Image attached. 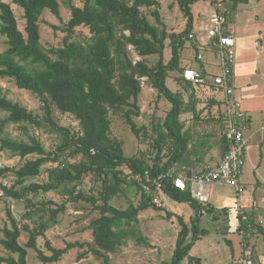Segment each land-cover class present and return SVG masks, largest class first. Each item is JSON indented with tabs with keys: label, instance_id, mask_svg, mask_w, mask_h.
<instances>
[{
	"label": "trees",
	"instance_id": "1",
	"mask_svg": "<svg viewBox=\"0 0 264 264\" xmlns=\"http://www.w3.org/2000/svg\"><path fill=\"white\" fill-rule=\"evenodd\" d=\"M8 1L0 0V35L7 46L0 53V79L11 80L17 89L36 96L43 115L33 114L6 96L0 98V112L4 114L0 120L3 164L0 176L12 173L15 177L13 186L1 185V190L5 199L23 202L25 209L22 225L9 215L10 227H5L0 237V246L6 253L0 258V264H27L29 251L36 254L40 264H57L75 248H87L108 264L110 256L119 253L128 241L148 246L138 227V216L149 208L156 212H163L165 208L151 204L140 183L128 177L144 175L146 171L152 175L164 174L187 149L189 139L179 121L185 111L182 95L170 91L166 81L171 73L178 72L181 77L185 69L191 68L181 67V56L187 42L189 48H193L188 36L195 31L192 7L198 0H177L187 18L185 30L178 35L160 30L142 13L144 8H158L157 0H83L81 7H74L71 0H63L70 8V18L63 28L66 36L62 47L50 50L41 45L40 18L46 11L60 18V0ZM228 1L230 6L226 8L223 4V8L230 24L239 4L258 0ZM210 3L214 5L212 0ZM11 4L23 11V32L18 29ZM151 16L157 24L161 23L157 10L152 11ZM80 27L87 28L90 34L84 44L72 40ZM167 40L170 59L165 64ZM133 53L139 57L138 61H134ZM149 57H157V60L151 64ZM25 64L37 67L29 69ZM143 84H149L172 107L164 123L155 127L154 157L147 158L146 154L127 157L122 144L111 138L109 114H120L135 136L140 131L146 134V128H138L134 121L141 115ZM53 110L61 117H68L76 127L60 126ZM192 111L196 115L193 106ZM9 124L30 125L36 129L48 126L58 136L57 144L54 150L46 152L36 139H30L28 144L12 141L2 136ZM222 124L224 129L223 120ZM220 144L225 153L228 143L224 136ZM9 152L19 157L18 165L6 166L3 155ZM164 159L168 160L164 162ZM49 163L56 167L48 168L45 177L42 169ZM86 179L92 186L85 191L81 186ZM164 183L169 200L189 204L195 215L188 221L190 226L184 217L176 216L180 231L173 257L162 264H180L185 259L188 264H201L200 259L189 257L193 245L208 235V231L199 226L200 215L205 208V213L217 220L222 211L227 210L219 212L208 207L209 204L201 206L191 198L189 190L176 189L169 177ZM52 194L54 198L49 196ZM121 195L128 201L125 209L112 203ZM135 198H138L137 206L132 203ZM72 205L83 212L99 213L89 225L92 241L67 243L64 248H56L46 238V233L58 225L59 216ZM165 215L167 219L175 216L171 212ZM254 231L261 235L264 245V230L255 224ZM23 233L28 239L20 244Z\"/></svg>",
	"mask_w": 264,
	"mask_h": 264
},
{
	"label": "rangeland",
	"instance_id": "2",
	"mask_svg": "<svg viewBox=\"0 0 264 264\" xmlns=\"http://www.w3.org/2000/svg\"><path fill=\"white\" fill-rule=\"evenodd\" d=\"M4 1L9 2L8 0ZM157 1L159 4L158 8H144L142 9V13L147 17L151 24L157 25L160 30H165L167 34H181L187 26V18L184 17V14L181 12L177 0ZM210 1L211 0H198L193 5V20L196 16H199L198 14H205V11L208 13L209 10H213ZM224 1L225 0H222V3L228 8L231 2L226 0L227 2L225 3ZM71 4L74 7H81L83 5V0H71ZM60 6V18H56L48 11L44 12L40 18L41 45L45 50L62 47L63 38L66 36L63 32V28L70 18V8L68 4L63 2V0H60ZM11 8L18 20V29L23 32L25 27L22 19L23 11L21 8L13 4H11ZM155 10L158 12L161 22L160 24H157L154 17L151 16V12ZM230 21L233 36L235 39L237 38L236 47L238 46L237 50L239 56L236 65L239 64L238 69L247 68L249 71L254 70V73L252 74L253 76L241 78L243 81L252 78L259 80L258 74L264 72V0L251 1L248 4H239ZM195 30H197V28H195ZM89 36L88 29L80 27L76 30L72 40L84 44ZM5 41V38L0 35V53L7 49ZM168 44L169 40L166 41V46ZM191 56L192 52L189 51L187 42L186 49L181 56V67L187 65ZM51 58L54 59L53 57ZM133 59L134 61H138L139 57L133 53ZM169 59L170 49L167 46V50L164 54L165 64ZM147 60L152 64L157 60V57H149ZM36 67V65H27V68L29 69H36ZM212 71L217 72V70ZM218 73L220 74V71ZM177 75L178 72L171 73L169 78L176 79ZM169 78L167 79V85L173 87ZM144 80L145 79L142 80L143 83L145 82ZM5 96L13 103H19L35 115H43L41 103L36 96L27 91L17 89L11 80L0 79V98ZM140 102L141 115L139 118L134 119V121L138 128H146V134L143 131H140L139 135L135 136L127 127L120 114L114 115L113 113H110L111 138L122 144L123 152L127 157L146 154L147 158H153L156 152L153 144L157 137L155 127L156 125H162L164 123L172 104L163 97H159L158 93L150 88L149 84H143V92L140 95ZM53 112L54 119L60 126L76 127V125L71 124L68 117H61L54 110ZM3 116L4 114L0 112V120L4 118ZM2 136L12 141L27 144L30 143V139H36L42 144L46 152L54 150L58 139V136L55 133H52L48 126L46 128L36 129L30 125L18 124L7 125ZM4 160L6 166L10 167H14L20 163L19 157L14 156L10 152L3 155V161ZM167 160L168 159H164V162ZM53 167H56V164L49 163L43 167L42 171L45 177H47L46 170ZM3 178L5 179V182H7L8 188L15 183V177L12 173H8ZM91 186L92 182L86 179L84 181V186H81V188L86 191ZM211 191L212 197L210 205L215 209L228 205L230 206V204H226V202L235 199L234 191L231 188L212 187ZM49 196L52 198L55 197L53 194ZM137 200L138 198L132 200V203L135 206L138 205ZM112 203L118 208L125 209L128 207V201L123 196L114 200ZM75 206L77 205H72V208L67 210L64 214H61L58 219V225L46 233V238L56 248H64L67 243H85L92 241V234L89 225L99 217V213L96 211L83 212L75 209ZM173 209H175L173 214L184 217L186 222L190 220V217L195 215V211L188 204H179L171 200H169L168 208L163 212H156L152 208L141 212L138 216V227L149 245H137L132 240L128 241L119 253L110 256L108 264H162L163 262H170L173 257L177 235L180 231L179 224L175 217L171 219L165 218V213L171 212ZM24 212L25 209L23 202L7 200L4 196L0 197V237H2L3 229L5 227H10L9 215L22 225L21 216ZM231 214L233 215V213ZM204 216V218H201L199 226L201 229H205L210 233L203 238L201 243L194 246L193 250L189 252V257H196L197 253L205 254L210 257L208 258L210 262H212L211 258L216 257L215 255L223 256L224 254V257H227V246L224 239H233V235L226 234V236H222L218 234L216 229L218 223L211 219V215L206 216V214H204ZM231 229H233V227ZM191 235L187 239V243L191 240ZM27 239V234L23 233L20 238V244L26 243ZM260 242H262L261 238ZM222 250L224 253L219 254ZM211 251H213L212 255ZM5 255L6 253L0 246V258ZM27 264H40L33 251H29L28 253ZM57 264L105 263L103 259L96 258L92 253L88 252L87 248L82 250L75 248L70 250ZM180 264H188L187 259L183 260Z\"/></svg>",
	"mask_w": 264,
	"mask_h": 264
},
{
	"label": "crops",
	"instance_id": "3",
	"mask_svg": "<svg viewBox=\"0 0 264 264\" xmlns=\"http://www.w3.org/2000/svg\"><path fill=\"white\" fill-rule=\"evenodd\" d=\"M211 13L212 9L208 13L205 11V14H198L199 16H196L193 20V29L205 26ZM229 25L231 28V24ZM236 41L237 38L235 39V47ZM237 47L235 50L234 79L237 94L242 97L243 108L247 117L244 131L247 153L241 182L245 186L247 194L253 197V209L250 214L251 222L256 226L258 224L264 230V72L258 74L259 80L252 78L243 81L241 77L253 76L254 70L238 69L239 64L236 65L239 56ZM190 48L189 51L192 52V56L187 66L206 75L219 74L218 59L215 55L207 53L205 60L199 62L196 60V51ZM212 70H217V72ZM169 79L173 87H169L166 81L168 89L174 93H180L183 97L185 111L180 115L179 121L184 125L183 132L186 133L189 139L183 156L178 159L177 163H172L170 168L178 170L181 175L190 180L206 168L218 165L223 156L224 150L220 144L223 138V95L212 85L195 86L185 82L179 73L176 79ZM192 106L195 107L196 115L193 114ZM196 145L200 147H196ZM212 187L227 186L216 184L211 186L209 188L210 202ZM226 204H230V206L220 207L219 209H215L211 205H208V207H212L219 212L224 209L227 210L222 211V216L218 217L217 220H214L212 216L210 217L218 223V226H216L218 234L222 236L232 234L234 237L233 239H224L228 256L224 257V254L223 256L215 255L216 257L211 258L213 263L208 260L210 257L205 254L197 253L195 258L200 259L201 264H264V245L263 241L260 242L261 235L253 231L244 242L241 241L238 230L239 222L234 208L235 199L226 202ZM174 210H171V213H174ZM204 214H206L205 208L203 209V215H200V220L205 217ZM174 215L175 218L178 216ZM231 226L233 229H231ZM209 233L208 231V235ZM206 236L198 240L191 250L195 245L201 243ZM222 253H224L223 250L219 254Z\"/></svg>",
	"mask_w": 264,
	"mask_h": 264
},
{
	"label": "built area",
	"instance_id": "4",
	"mask_svg": "<svg viewBox=\"0 0 264 264\" xmlns=\"http://www.w3.org/2000/svg\"><path fill=\"white\" fill-rule=\"evenodd\" d=\"M212 1L214 2L213 10L208 16L207 24L191 32L188 38L196 51L197 61L203 62L207 53L217 57L220 74L206 75L199 70L187 68L181 77L184 81L195 86L212 85L222 93L223 136L227 140L228 149L218 165L206 168L190 180L176 169L157 175L146 171L144 175H133L128 177V180L139 182L143 192L150 198L151 204L161 209H166L169 206V198L164 192L166 186L164 181L168 177L171 178L172 185L176 189L189 190L191 198L201 206L209 204V188L211 186L216 184L231 188L235 194V213L239 222L240 239L244 242L245 238L254 231L250 215L253 209V197L247 194L245 186L241 182L247 153L244 138L247 117L242 97L237 94L235 86V37L225 16L223 3L220 0ZM2 167L0 157V170ZM0 184L3 187L8 186L2 176H0ZM3 196L4 193L1 190L0 197Z\"/></svg>",
	"mask_w": 264,
	"mask_h": 264
}]
</instances>
